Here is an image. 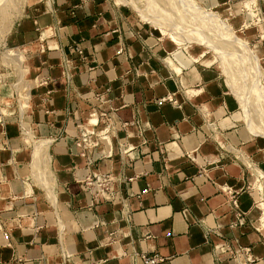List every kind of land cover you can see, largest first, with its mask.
<instances>
[{
  "label": "crops",
  "instance_id": "1",
  "mask_svg": "<svg viewBox=\"0 0 264 264\" xmlns=\"http://www.w3.org/2000/svg\"><path fill=\"white\" fill-rule=\"evenodd\" d=\"M198 1L238 11L241 0ZM258 1L264 19V0ZM51 3V10L33 15L34 23L52 24L53 32L44 38L46 48L45 42L37 44L45 51L39 49L34 68L40 79L51 80L32 89L30 112L41 134L53 138L56 196L52 202L40 187L28 193L18 178L31 180L25 149L13 155L9 147L8 152L0 148V264H143L140 253H159L165 260L158 264H239L226 244L251 247L257 257L252 264H264V226L254 222L261 192L250 164L237 153L263 165L264 139L257 136L264 135L243 136L240 104L221 77L195 59L178 60L179 73L157 68L150 53L155 44L132 36L131 29L141 35L146 29L131 25L116 5L123 1ZM258 27L247 33L257 37L253 45L261 58L251 48L257 63L264 59V28ZM72 45L89 55L88 64L80 63L73 92L66 90L59 66ZM121 45L125 51L118 53ZM109 86L111 106L118 109L113 128L109 134L100 119L95 134H89L99 138L103 129L111 142L83 155L79 125L96 93ZM169 93L178 104L160 100ZM101 172L120 177L113 201L95 199L86 185L89 176ZM233 197L244 213L240 223Z\"/></svg>",
  "mask_w": 264,
  "mask_h": 264
},
{
  "label": "rangeland",
  "instance_id": "2",
  "mask_svg": "<svg viewBox=\"0 0 264 264\" xmlns=\"http://www.w3.org/2000/svg\"><path fill=\"white\" fill-rule=\"evenodd\" d=\"M108 1L113 6L116 3V0ZM122 1L124 5L117 3L116 5L125 11L133 22L131 25L140 24L142 29H146V32L142 33V43L144 44V39H147L155 44L154 51L150 50V53L157 63V68L163 71L173 69L179 73L183 68L178 60L182 59L184 62L198 60L193 63L199 62L215 71L221 77L226 90L239 102L238 110L241 113L238 117L245 125L242 129L243 136L248 137L245 133L252 136L264 135V59H260L258 63L255 62L253 50L261 58L259 51L253 45L257 37L247 35V33L258 32V24L264 28V19L258 10H256L258 13L256 16L249 11H244L243 0L236 6L238 11L232 10L230 5L209 8L197 0L199 10L203 14V16L202 14L198 16L194 11L187 10L171 0H118V3ZM256 1L255 9L260 5V2ZM51 2L52 0H0V148L2 152L8 147L18 150L15 144H19L20 140L28 143L22 138L24 131L21 126L20 111L26 122L31 119L24 110L26 107L24 102L27 100L30 102L29 90L35 85L34 79L40 71L34 68L36 65L33 59L42 48L37 44L45 42L46 48L47 39L44 38L53 32L52 24L47 22L42 24L45 21L41 24L34 23L33 15L39 14L46 9L45 7L51 10L53 7ZM240 20H243L241 21L243 28L248 24H255L241 30ZM162 27L164 32L161 31ZM172 32L187 37L188 40L183 43L175 41L172 36H169ZM40 37L44 40L41 41ZM189 48L192 49L189 50ZM20 55L25 56L24 60H20ZM93 115L87 119L86 124H93L90 120L96 114ZM8 125L12 128L8 129L6 127ZM23 125L26 127L25 123ZM32 136L36 138L31 140V148L24 151L29 157V173L31 172L32 179L18 178L25 181L28 193L34 192L35 187L43 188L53 202L55 186L51 173L53 170L50 144H44L40 140L36 141L37 137L41 138V132L35 129V126L31 131L30 137ZM257 137L264 139V136ZM237 153L240 159L250 164L252 180L256 182L255 187L261 192V198L257 195L259 203L257 202L254 212L256 214L254 222L258 228L259 223L263 226L260 217L264 213V170L262 169L264 163L263 165L259 163L261 166L252 165L248 162L251 160H247L242 153ZM252 161L258 164L256 157H253Z\"/></svg>",
  "mask_w": 264,
  "mask_h": 264
},
{
  "label": "built area",
  "instance_id": "3",
  "mask_svg": "<svg viewBox=\"0 0 264 264\" xmlns=\"http://www.w3.org/2000/svg\"><path fill=\"white\" fill-rule=\"evenodd\" d=\"M131 34L137 38L142 39V35L139 32H134L131 29ZM45 51V50H44ZM125 51L124 45H121L118 53H123ZM93 61H96L95 58H93ZM89 55L86 53L84 47L79 45H72L70 46V52L64 53L62 56L61 62H60V69H61V77L64 80L65 88L67 91H74L75 90V75L77 73V70H79L80 63L88 64ZM89 69H93V67H89ZM38 77V76H37ZM36 77V78H37ZM50 77H43L40 79L39 83H37V86L44 85L45 83H48L50 81ZM112 88L111 86L106 87L102 92H97L94 99L98 102L92 103L90 106L91 108L94 107L98 110L101 120L103 123L109 125V134L111 131V128H113V118L115 116V113L117 112V108L112 107V97L111 95ZM53 90H49L48 94H51ZM77 96L80 99H85V95L79 92H76ZM44 100H47L44 99ZM160 100H169L173 103H177V100L171 95V93L167 94L166 96L160 98ZM106 105H110V108H107ZM84 122V121H83ZM82 122V123H83ZM82 123L79 125V127L82 130V135L77 141V146L81 147L83 149L82 153L83 155H86V150L89 148H92L99 144L102 141H97V138L95 135L84 133L82 129ZM127 122L123 123V126H126ZM92 161V160H91ZM129 180H133V177L128 178ZM120 177L114 176L111 172H101V173H94L92 176H89L86 185L89 188V191H93V196L95 199H104L107 201H113L117 198L118 195V187L117 185L120 183ZM233 208L235 209V213L237 217H239V223L241 221V218L244 216V213L242 212L238 199L233 197ZM232 225H238V221L233 223ZM226 250L229 253V255L239 262V264H252L257 260V257L251 252V247L238 245L237 247H234L232 244H226ZM140 256L142 258L143 264H158L165 260V257L160 255L159 253H140ZM244 256L245 261L242 263L240 262V257Z\"/></svg>",
  "mask_w": 264,
  "mask_h": 264
},
{
  "label": "bare ground",
  "instance_id": "4",
  "mask_svg": "<svg viewBox=\"0 0 264 264\" xmlns=\"http://www.w3.org/2000/svg\"><path fill=\"white\" fill-rule=\"evenodd\" d=\"M162 1V0H161ZM164 1V0H163ZM169 1V0H168ZM172 2H175L176 4H178L179 6H182L183 8H185V9H187V10H190V11H194L195 13H197V15L199 16V14H202V12L199 10V5L197 4V0H171ZM256 0H243L242 1V7H243V10L244 11H249L252 15H254V16H256V15H258V13L256 12V10L257 9H255V4H256ZM175 4V5H176ZM177 6V5H176ZM181 7V8H182ZM194 13V14H195ZM207 14V13H206ZM202 16H203V14H202ZM201 17V16H200ZM214 20V19H213ZM156 23V22H155ZM154 23V24H155ZM157 24V23H156ZM249 25V24H248ZM156 26V25H155ZM162 26V25H161ZM160 27V26H159ZM161 31H165L164 30V28L162 27L161 28ZM166 31H168V30H166ZM173 31V30H172ZM190 33V32H189ZM225 33V32H224ZM169 34V33H168ZM229 34V33H228ZM195 35V34H194ZM169 36H172V38L173 39H175V41H180V43H183V42H186L188 39H187V37H184V36H182V35H178V33H171V35H169ZM199 36V35H198ZM197 39V38H196ZM203 39V38H202ZM237 40V39H236ZM234 41V40H233ZM232 42V41H231ZM192 49V48H191ZM190 48H189V50H191ZM24 55H20V60H24ZM177 63V62H176ZM169 66V65H168ZM181 66V65H180ZM25 79V78H24ZM34 81H35V85H33V87H31V89L29 90V95L30 96H28V99L30 100V102L27 100V102L25 101L24 102V106H26L25 107V111L27 112V115H30V117H31V119L29 120V121H27L26 122V120H25V118H23V116H22V113H21V111H20V114H21V118H22V120H20L21 121V126H22V129H23V131H24V134H22V138H23V140H27L28 141V143L26 144V143H24V141H22V140H20V142H19V144H15V146H17L19 149L18 150H16V149H11V148H9V149H11V151H12V154L14 155L16 152H18V151H20V150H23V149H29V148H31V144H30V142H31V140H33V138H36V137H34V136H32V137H30L31 136V131H32V129L34 128V125H37V124H35L34 122H33V117H32V113L30 112L31 111V109H32V104H31V91H32V89L34 88V87H36L38 84L37 83H39V81H40V77L38 76L37 78L35 77V79H34ZM25 99H27V97L25 98ZM23 101V100H22ZM22 105V104H21ZM23 106V107H24ZM23 110V109H22ZM96 114V116L95 117H93L91 120H90V122H93V124H86V122H87V119H89V118H91L92 116H94L93 114ZM86 116V118H85V124L83 125L84 127H86L87 129H88V133H91V132H93L94 134H95V132H96V130L93 128V126L94 125H97V124H99L100 123V117H99V113H98V111L96 110V109H93V108H91V110L88 112V114L87 115H85ZM101 122H102V120H101ZM26 124V127H25V125H23V124ZM38 129V127H35V129ZM39 130V129H38ZM98 133L99 134H97V135H100V137L99 138H97V141H102L103 143H105V140H110V142H111V138H110V136H109V134H107L106 132H102V130H99L98 131ZM38 139H36V141L38 142V140H40L41 142H43L44 144H50L51 145V143H52V141H53V138H51V137H47V136H43L42 134H41V138H39V137H37ZM41 144V143H40ZM32 158H31V161H32V159H33V152H32ZM11 158H13V159H11V160H13L11 163H14V157H11ZM52 173V181H53V184H54V186H55V183H56V180H55V174H54V172H51ZM30 175H32V174H30ZM30 178H31V176H30ZM32 179V178H31ZM28 180V179H27ZM24 182V184H25V181H23ZM261 186V185H260ZM262 187V186H261ZM56 188V187H55ZM46 189V188H45ZM48 189H50V188H48ZM46 191V190H45ZM91 194H92V196H93V191L91 190ZM55 196H56V189H55ZM260 221L262 222V225L264 226V213L262 214V216L260 217ZM245 260V257L244 256H241L240 257V261H242V260Z\"/></svg>",
  "mask_w": 264,
  "mask_h": 264
}]
</instances>
